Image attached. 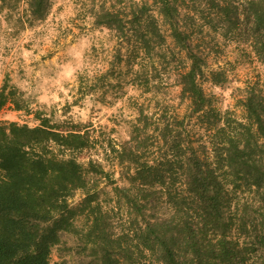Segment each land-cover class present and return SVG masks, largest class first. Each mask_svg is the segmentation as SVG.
I'll return each instance as SVG.
<instances>
[{
	"label": "trees",
	"instance_id": "16d2710c",
	"mask_svg": "<svg viewBox=\"0 0 264 264\" xmlns=\"http://www.w3.org/2000/svg\"><path fill=\"white\" fill-rule=\"evenodd\" d=\"M2 2L20 10V0ZM106 2L96 25L115 27V59L127 66L126 74L143 57L147 68L138 79L148 86L175 57L168 38L184 53L189 65L174 75L184 84L179 95L186 110L180 116L173 105L157 101L164 124L153 128L158 136L148 131L156 122L142 116L134 144L122 150L107 145L122 186L90 155L95 142L89 130L63 132L42 117L34 129L0 123V264H50L51 251L65 249L67 236L84 264H256L253 257L264 249V76L236 100L248 124L225 115V127H219L222 113L202 87L205 62L193 37L201 26L214 32L223 26L225 37L246 42L250 35L264 53V0L245 9L243 24L232 0H144L140 6L116 0L123 7L111 10ZM29 7L32 18L20 14L21 28L42 21L50 9L45 0H30ZM223 81L220 72H211L212 84ZM154 90L167 94L163 83ZM8 102L21 109L4 83L0 111ZM81 153L89 154L85 162L76 159ZM78 191L82 198L74 204ZM241 236L255 243L240 248Z\"/></svg>",
	"mask_w": 264,
	"mask_h": 264
},
{
	"label": "clouds",
	"instance_id": "9594fccd",
	"mask_svg": "<svg viewBox=\"0 0 264 264\" xmlns=\"http://www.w3.org/2000/svg\"><path fill=\"white\" fill-rule=\"evenodd\" d=\"M143 2L144 0H125L126 4L136 6ZM232 2L238 9L241 24L244 23L245 9L260 5V0ZM102 3L105 0H45L46 6H50L46 19L37 21L34 27H29L25 22L21 28L17 24L21 12L28 13L25 21L32 18L30 0H20V11L17 12L3 6L0 0V88H3L7 76L11 87L27 102L29 109L40 111L45 117L54 112L60 123L88 126L94 133H103L99 138L104 151L96 159L104 163L105 155L114 159L106 141L112 138L120 150L122 145L134 144L132 135L137 127L143 128V123L138 124L142 116L156 122L148 131L158 136L159 132H154L153 128L158 125L163 130L164 124L159 122L161 108L155 106L156 102L159 101L161 105H179V94L183 91L184 84L179 82L177 76L172 75L165 76L162 82L151 79L150 84L145 86L142 79H138L143 77L147 68L143 57L134 62L131 72L125 75L128 72L127 66L118 65L115 59L120 43L115 27H109L107 23L96 25V20L101 15ZM147 3L151 4L152 0H147ZM113 4H116V0H107L105 7L111 10L109 6ZM121 7L123 6L116 4L117 9ZM9 16L11 19H8ZM205 31L217 41L225 40L223 26L216 32H212L211 28H206ZM56 39L59 40L58 46L52 44ZM227 47V59L246 65L249 70L259 69L264 74V63L260 62V55L264 53H260L252 36L248 35L246 42L243 37L239 40L229 37ZM249 59L253 63L249 64ZM234 79L239 82L231 83L226 90L221 86L214 88L222 101L221 128L225 127V115L239 124H248L247 119L240 115L231 116L233 111H237L235 100L241 94L237 90L246 87L235 74ZM161 83L172 89L171 99L165 93L157 94L154 90ZM117 85L121 87L117 88ZM145 87L151 90L145 91ZM141 106L145 108L143 114ZM239 111L243 112V109ZM17 115H23V112ZM17 115H0V121H16ZM39 125L40 121H35L29 123L28 127L34 129ZM111 129H117L115 137H112ZM261 143L264 144V141ZM224 146L227 147V144ZM239 147L244 150L243 143ZM238 242L240 248L251 247L255 243L252 236H241ZM144 251L151 257L147 249ZM262 252L264 249H259L253 257L256 264H264ZM136 258L139 259L138 256ZM140 264H147V261L143 260Z\"/></svg>",
	"mask_w": 264,
	"mask_h": 264
},
{
	"label": "rangeland",
	"instance_id": "374dc122",
	"mask_svg": "<svg viewBox=\"0 0 264 264\" xmlns=\"http://www.w3.org/2000/svg\"><path fill=\"white\" fill-rule=\"evenodd\" d=\"M50 10V9H49ZM20 11V10H19ZM21 12L20 14H22ZM46 19V17H45ZM18 24V23H17ZM36 26V23L29 27ZM208 28L206 26H201L200 29L197 30L196 34L193 37V46H196L197 49L200 51L205 64L203 65V77H202V87L206 94L213 95L215 98L214 106L221 111V98L217 96V94L214 91V88L216 86H221L224 90L227 89L228 86H230L233 82H239L234 79L235 77L240 78L245 85L248 83L254 82L255 80L262 79L264 74H262L259 69H251L246 65L236 63L233 60L227 59L229 56V51L227 47L228 38L230 36L225 37L224 41H217L214 37H210L209 34L205 31V29ZM214 32V31H212ZM15 35L18 36V33ZM46 35V33L44 34ZM233 39V38H232ZM168 44L170 45V48L172 49L173 53H175V57L168 58V63H163L166 66L160 68V73L156 75V80H164L165 76H172L176 74L178 70H182L183 68H187L189 65V60L184 56V53L178 52L172 45L171 40L167 39ZM52 44L55 46L59 45V40H53ZM43 43L41 44V47H43ZM27 47V45L25 46ZM48 58H51V54H49ZM43 59V58H42ZM253 63L251 59H249V64ZM124 65V64H121ZM21 73L23 72V69L20 70ZM211 72H220L223 77L224 81L220 83L219 85H214L210 82V74ZM125 75H127L125 73ZM6 83V92L8 90H14L15 91V100L18 102L20 106V110H16L14 108V105L12 103L8 102L6 105L2 108L0 111V115L8 116V115H17L18 113L23 112V115H17L16 121H0V123H7V122H16L18 124H21V121H24L22 124L28 125L29 123H34L35 121H38L37 117L46 118L49 120L51 124L57 125V128L63 132H66L67 130L73 129V130H89L91 137L93 138L95 142V149L91 150L90 155L96 158L98 155H100L101 152L104 151L103 144L101 143L100 136L104 135L103 133H94L92 130L89 129L88 126H81L78 124H70L69 122L60 123L58 122V118L56 117L54 112H51L48 114V116H44L40 111H33L28 108L27 102L23 99H21L18 94L17 90L14 87H11L10 79L6 76L5 81ZM107 86V85H106ZM117 88L121 87V85H117ZM246 88V87H245ZM244 88V89H245ZM2 88H0L1 91ZM243 90H237L240 92V96L237 98H241L243 96ZM166 96L171 99L173 96L172 89L170 87H166ZM236 99V100H237ZM235 100V104H236ZM174 107V111L179 114L180 116L184 114L186 110V104H171ZM235 108L237 111H233L235 115H242V112L239 111V107L235 105ZM63 114V110H62ZM39 115V116H38ZM191 128L194 132H198L195 125L192 123ZM112 137H115L117 134V129H111ZM107 145L109 143H115L116 142L109 138L106 141ZM89 154L81 153L76 155V159L79 162H85L86 158ZM104 163L103 166L106 170H109L110 172L114 173V176L117 180L118 185L122 186L123 182L118 179V168L114 166L112 158L105 155L103 157ZM82 198V193L80 191L76 192L74 198L72 199V202L74 204H77L80 202ZM66 242V248L63 249L62 247L53 248L51 251V254L49 256V263L50 264H84L85 258L74 253L70 250V248H73L75 244H73V239L69 236L65 237Z\"/></svg>",
	"mask_w": 264,
	"mask_h": 264
}]
</instances>
